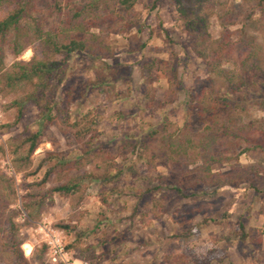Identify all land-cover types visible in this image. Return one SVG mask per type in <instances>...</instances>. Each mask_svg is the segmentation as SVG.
<instances>
[{
  "label": "rangeland",
  "instance_id": "1",
  "mask_svg": "<svg viewBox=\"0 0 264 264\" xmlns=\"http://www.w3.org/2000/svg\"><path fill=\"white\" fill-rule=\"evenodd\" d=\"M107 2L108 7L101 6L93 16L111 18L112 11L115 20H98V28L72 35L87 39L91 53L75 54L70 59L58 90L59 117L52 123L42 121L40 111L29 104L23 117L15 121V109L9 104L18 95L0 94V264H56L47 256L46 232L60 234L67 257L75 264H174L168 257L171 254L191 256L196 264H264V153L249 150L240 155L241 139L211 141L215 137L212 129L217 128L214 116L220 124L232 116L245 125L263 123L264 86L236 95L230 109L200 117L198 110H188V93L193 92L196 98L211 82L201 61L186 47L188 34L172 0H131L128 9L113 0ZM213 2L211 37L217 39L224 33L230 41L239 42L240 30L246 24L244 31L255 39L264 56V11L256 7L257 2ZM34 18L45 31L56 32L65 14L49 15L44 10ZM87 22L92 24L91 19ZM32 55L28 48L15 59L5 47L4 63L8 68L15 60L29 61ZM101 81L107 85L97 86ZM236 102H240L238 106ZM85 113L96 117L94 132L103 139L93 146L87 138L77 141L71 126ZM163 124L172 141L189 139L195 150H189L178 162L170 157L159 139ZM152 128L160 133L150 140ZM35 133L40 142L30 163L16 167L14 160L27 150L22 141ZM128 136H142L148 147L154 168L143 166L144 173L191 182L197 173L210 170L233 178L235 185L196 186V196L181 201L170 214L153 213L149 196L138 197L129 190L104 203L94 179L84 181L73 194L52 191L69 178L100 174L101 157L87 161L86 150L101 148L105 154ZM206 143L209 145L203 150L200 145ZM48 153L81 165L62 175L54 174L43 184L49 164L37 168ZM220 153L231 159L223 163L213 160ZM134 159L129 149L122 150L114 164L122 169ZM129 181L130 175L125 174L124 182ZM7 182H11L10 187ZM173 197L170 204L176 200ZM224 217L230 227L244 225L251 241L215 243L213 237L220 232L218 220Z\"/></svg>",
  "mask_w": 264,
  "mask_h": 264
},
{
  "label": "trees",
  "instance_id": "2",
  "mask_svg": "<svg viewBox=\"0 0 264 264\" xmlns=\"http://www.w3.org/2000/svg\"><path fill=\"white\" fill-rule=\"evenodd\" d=\"M66 1L62 4L57 0H0V94L3 96L18 95L9 104L15 109V121L23 117L26 106L29 104L40 111L42 121L52 123L59 117L62 108L57 100L58 90L68 72L69 61L75 54L91 53L88 52L91 50L88 40L75 38L72 36L73 33L79 34L91 28H98V20L116 19L112 11L110 12L111 18L107 17L102 20L100 14L93 16L101 6L108 7L107 0ZM254 1L257 2L256 7L263 12L264 0ZM113 2L125 9H128L131 4V0H113ZM172 2L188 34L186 47L201 61L211 82L209 89L203 88L196 98L193 92L188 93L189 111L196 109L198 115L204 117L210 111L230 109L236 95L244 90L248 93L258 85L264 86V56L261 48L255 43V39L244 31L246 24L240 30L239 42L230 41L224 33L219 38L213 39L209 33V18L215 13L213 0H172ZM254 9H251V12ZM44 10L49 15L52 13L65 14L56 32L45 31L39 20L34 18L35 13H41ZM247 18L251 21L249 15ZM89 19L92 24H88ZM61 37H65L66 41L61 40ZM5 47H8L15 59L30 48L33 51L32 58L27 62L15 60L7 68L4 63ZM102 85H107V81L97 84V86ZM138 106L140 107L141 104ZM214 125L217 128L212 129L215 136L212 142H221L224 138L232 137L242 140L240 155L249 150L264 153V120L257 126L245 125L239 121L238 116H232L226 123L220 124L214 116ZM71 126L77 141L87 138L92 146L94 143L103 141L101 137L98 139L97 133L94 132L97 120L95 116L91 117L90 113H85ZM165 127L166 125L163 124L161 133L152 128L149 130L148 137L152 140L160 133V142L169 151L170 157L178 162L188 155L189 150H195L196 147L189 139L172 141L173 137L164 129ZM207 130H211L210 127L207 126ZM39 140V134L35 133L22 141V147H26L27 150L24 156H19L14 160L16 167L18 163H25V165L30 163L29 158L39 145ZM143 142L142 136L138 138L128 136L124 141H117L105 154H101V148L87 149L84 153V156L89 158H86L87 161L93 157H101L102 171L100 174L96 176L84 174L69 178L65 184L52 188V191L65 195L73 194L81 189L84 181L94 179L98 182L100 197L104 203H107L113 196L129 190L138 197L149 196L153 213L170 214L171 209L176 211L180 207L181 201L196 196V186L203 188L213 183L217 187L235 185L236 181L233 178L218 176L210 170L197 173L191 182L181 181L174 177L169 178L165 175L153 176L149 172L144 173L142 167L149 168L150 166L152 169L154 161L148 156V147ZM208 145L206 143L205 146L200 145V147L204 150ZM128 149L135 159L119 169L114 164V159L122 150L127 151ZM214 159L223 163L228 162L231 157L220 153ZM45 162L49 166L42 179L43 184L48 182L54 174L62 175L78 167L77 165H81L80 162H71L58 154L48 153L37 169H40ZM125 174L130 175L128 183L124 182ZM7 184L8 187L11 186V182ZM170 197L176 198L171 204ZM25 208L28 210L30 206L25 205ZM218 225L220 232L213 237L215 243L231 244L251 241L241 223L236 227H230L225 223L224 217L218 220ZM62 228L69 229L67 226ZM42 251L46 252L45 246H42ZM168 257L175 262L174 264H196L197 262L191 256H172L171 254Z\"/></svg>",
  "mask_w": 264,
  "mask_h": 264
},
{
  "label": "built area",
  "instance_id": "3",
  "mask_svg": "<svg viewBox=\"0 0 264 264\" xmlns=\"http://www.w3.org/2000/svg\"><path fill=\"white\" fill-rule=\"evenodd\" d=\"M46 246H47V256L51 262L56 264H75V262H70L65 251V246L60 237L59 233L46 232ZM79 264H90L88 262H81Z\"/></svg>",
  "mask_w": 264,
  "mask_h": 264
},
{
  "label": "bare ground",
  "instance_id": "4",
  "mask_svg": "<svg viewBox=\"0 0 264 264\" xmlns=\"http://www.w3.org/2000/svg\"><path fill=\"white\" fill-rule=\"evenodd\" d=\"M28 54H29V53H28ZM25 248L27 249L28 252L31 251V247H30V245L26 244V245H25Z\"/></svg>",
  "mask_w": 264,
  "mask_h": 264
}]
</instances>
